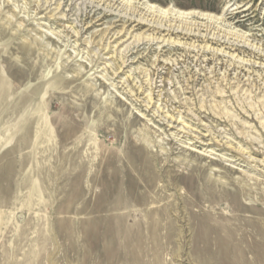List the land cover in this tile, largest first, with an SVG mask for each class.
<instances>
[{"label": "rangeland", "instance_id": "obj_1", "mask_svg": "<svg viewBox=\"0 0 264 264\" xmlns=\"http://www.w3.org/2000/svg\"><path fill=\"white\" fill-rule=\"evenodd\" d=\"M49 1L0 0V264H264V0H142L176 31L127 48Z\"/></svg>", "mask_w": 264, "mask_h": 264}, {"label": "bare ground", "instance_id": "obj_2", "mask_svg": "<svg viewBox=\"0 0 264 264\" xmlns=\"http://www.w3.org/2000/svg\"><path fill=\"white\" fill-rule=\"evenodd\" d=\"M50 1H53V2H57L59 0H50ZM49 1V2H50ZM46 2V1H45ZM142 2V3H140ZM41 3V2H40ZM44 3V2H43ZM49 3L47 2L46 3V6H47V9L46 10H49L48 9V5ZM53 5V4H52ZM61 6V4H58ZM139 5H145V9H147L148 12H150L149 15H145V14H142L140 11V9L138 7H140ZM40 6H43V5H40ZM51 6V5H50ZM49 6V7H50ZM60 6L57 7V10L60 9ZM99 4L97 3L96 5V8H99ZM103 6V5H102ZM143 7V6H142ZM41 8V7H40ZM44 8V6H43ZM144 8H141V9H144ZM52 9V8H51ZM50 9V10H51ZM55 9V8H54ZM84 9V8H83ZM105 12H108L110 13V16H115L116 18H119L118 22L122 21L123 22V26H122V31H120L119 33H117L116 35L120 36V38H122L118 44L121 45H124L125 43H128L130 39L132 38H135L137 39L138 41L139 40H151V41H154V40H158L159 38H156V37H152L153 34H148L146 35V33L150 30H156L158 33H161V32H167L169 33L170 30H172L171 28H173V26L171 27L168 26L166 29L165 28V25L162 24L161 21H159V19H156V16L154 15L158 13V17L159 15H165L167 12L166 10H162V9H158L154 6H151V5H147V2H143L142 0H110V3L108 6L104 7L103 8ZM156 9V11H154ZM54 11V10H53ZM146 11V12H147ZM243 11H246V9H244ZM173 13L179 15V16H188V15H196L198 17H202L205 16L204 14H199V13H185V12H179V11H174ZM241 13V12H240ZM151 16V17H150ZM64 17V16H63ZM208 17V16H207ZM62 18V17H61ZM143 27H146L148 28L144 33H135L137 32L139 29H142ZM181 27V26H180ZM187 27V26H186ZM178 28V27H177ZM184 29V28H183ZM190 29V28H189ZM174 30V29H173ZM172 30V31H173ZM179 30V29H178ZM185 30V29H184ZM176 31V30H174ZM180 31V30H179ZM192 31V29H191ZM184 32V31H183ZM185 32H187L185 30ZM133 33H135L133 35ZM192 33V32H191ZM199 33V32H198ZM193 34V33H192ZM196 34V33H195ZM163 36V35H162ZM161 36V37H162ZM116 37V36H115ZM158 37V36H157ZM165 37V36H164ZM118 38V37H117ZM119 39V38H118ZM168 39V38H167ZM115 41V40H114ZM133 41V40H132ZM132 41H130L131 43H133ZM137 41V42H138ZM160 41V40H159ZM162 41V40H161ZM165 42V39L163 40ZM169 41V40H168ZM166 41V42H168ZM172 41V39H171ZM118 42V41H117ZM136 43V42H135ZM159 43V42H158ZM169 43V42H168ZM116 44L115 46L117 47ZM125 48H127V45L125 44ZM129 46H130V43H129ZM119 48V47H117ZM115 49V48H114ZM125 50V49H123ZM220 51V50H219ZM116 52V51H115ZM114 52V53H115ZM126 52V51H125ZM118 53V52H117ZM124 53V52H123ZM239 76V75H238ZM237 76V77H238ZM242 77V76H241ZM240 79V78H239ZM249 79V78H248ZM233 80V79H232ZM236 80V79H235ZM238 80V79H237ZM240 81V80H239ZM244 82V81H243ZM248 82V81H247ZM235 83V82H234ZM239 83V82H238ZM237 83V84H238ZM236 84V83H235ZM246 84V83H245ZM246 86V85H245ZM238 87V86H237ZM150 97V95L148 96ZM150 99V98H149ZM152 101V99L150 100V102Z\"/></svg>", "mask_w": 264, "mask_h": 264}]
</instances>
